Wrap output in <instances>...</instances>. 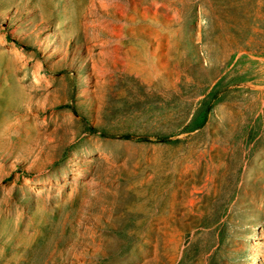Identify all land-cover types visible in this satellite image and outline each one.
Masks as SVG:
<instances>
[{
	"label": "rangeland",
	"instance_id": "rangeland-1",
	"mask_svg": "<svg viewBox=\"0 0 264 264\" xmlns=\"http://www.w3.org/2000/svg\"><path fill=\"white\" fill-rule=\"evenodd\" d=\"M0 264H264V0H0Z\"/></svg>",
	"mask_w": 264,
	"mask_h": 264
},
{
	"label": "trees",
	"instance_id": "trees-1",
	"mask_svg": "<svg viewBox=\"0 0 264 264\" xmlns=\"http://www.w3.org/2000/svg\"><path fill=\"white\" fill-rule=\"evenodd\" d=\"M209 107L210 106H208L207 108L201 109L200 114H199V119L194 122L193 126L191 127V130L200 128L204 125V123L207 120ZM92 131H94V130H92ZM125 137L127 138L128 136H125ZM138 140L139 141H146V142H169V141H171L169 136H166V135L158 136L155 140H151L147 136H142V137H139Z\"/></svg>",
	"mask_w": 264,
	"mask_h": 264
}]
</instances>
